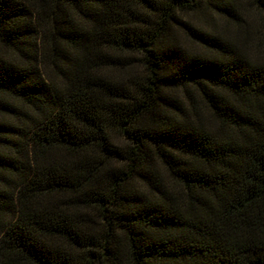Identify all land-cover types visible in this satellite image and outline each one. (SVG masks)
Wrapping results in <instances>:
<instances>
[{
    "label": "trees",
    "instance_id": "16d2710c",
    "mask_svg": "<svg viewBox=\"0 0 264 264\" xmlns=\"http://www.w3.org/2000/svg\"><path fill=\"white\" fill-rule=\"evenodd\" d=\"M0 264H264V0H0Z\"/></svg>",
    "mask_w": 264,
    "mask_h": 264
},
{
    "label": "rangeland",
    "instance_id": "374dc122",
    "mask_svg": "<svg viewBox=\"0 0 264 264\" xmlns=\"http://www.w3.org/2000/svg\"><path fill=\"white\" fill-rule=\"evenodd\" d=\"M255 14V13H254ZM252 15V14H249V19L251 18L252 19V17H253V19H255L256 18V15Z\"/></svg>",
    "mask_w": 264,
    "mask_h": 264
}]
</instances>
